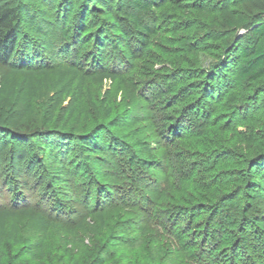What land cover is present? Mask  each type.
I'll return each instance as SVG.
<instances>
[{"label":"trees","instance_id":"trees-1","mask_svg":"<svg viewBox=\"0 0 264 264\" xmlns=\"http://www.w3.org/2000/svg\"><path fill=\"white\" fill-rule=\"evenodd\" d=\"M250 1L262 10L261 14L252 17L243 12L235 0H9L0 7V65L7 66L11 73L0 82V108L21 104L31 110L35 105L41 110L45 125L49 126L42 135L38 132L35 136L9 134L17 142L15 147L23 146L20 148L25 150L23 156L32 151V157L41 163L52 160L56 171L51 180L58 182L61 175L71 174L67 156L72 150L67 149L66 143H75L76 154L82 156L83 161L104 148V133H110L112 139L127 145L125 139L119 140L111 132L117 120L96 125L87 133L67 126L87 80L102 83L121 77V66L111 64L122 60L117 58L120 53L124 60L132 61L131 67L134 60L139 59L129 41L134 35L142 52V63L133 68L143 78L142 89L152 94L149 101L158 113V130L165 147L175 148L170 150L171 156L155 157L149 142L138 141L130 149L129 163L137 161L139 168L146 172L162 166L164 161H169L168 167L175 162L178 171L189 178L191 173L187 176L186 172L193 153L211 157L214 172L226 178L230 176L227 189L224 191L219 178L204 181L199 195L189 200L174 198L161 218L175 223L184 221L191 233L190 241L206 238L209 232H214L213 237L218 241V229L211 228L222 213L231 215L240 238H236L235 246L225 245L222 256L228 264H264V242L255 236L263 237L261 228L264 227L261 221L247 216L257 212H251L255 202L253 194L264 191V105L258 103L264 94V82H257L264 78V0ZM214 13L219 14L227 28H242L247 34L242 35L231 50L225 51L211 69L200 68L197 65L201 62L202 41L191 37L186 42L183 33L211 20ZM121 20L127 24H121ZM96 28L99 33L95 32ZM162 30L164 37H172L173 44L151 42ZM49 31L54 34L53 38L48 37ZM29 33L51 39L44 53V44L34 46L26 53L27 58L15 65L14 57H22L26 42L30 41ZM77 41L82 42L80 46ZM178 42L183 46L176 45ZM87 45L89 50L84 52ZM109 51L115 58L107 59ZM31 52L35 53L34 57ZM52 54L54 56L46 62L43 57ZM158 63L162 64L159 68L155 66ZM176 85L179 86L174 91ZM248 113L251 126L241 131L239 123ZM202 115L204 119L200 118ZM192 128L195 135L204 138L195 144L200 146L195 150L191 149L195 141L188 147L183 145ZM53 137H57L58 142ZM255 138L261 141L256 142ZM235 140L245 148L234 168L221 172L218 165L232 158L230 144ZM17 197L21 199L20 194L10 199L14 203ZM27 200V197L21 199ZM180 200L184 202L178 203ZM55 205L56 209H61L59 201ZM205 214L209 217L206 221L195 220ZM13 215L7 209L0 210V230L5 229L7 219H12ZM250 221L255 223V228ZM87 225L86 219L81 222L84 231L89 230ZM3 244L0 239V264H6L7 258ZM242 254L249 256L247 261ZM89 264H105L104 254L98 253Z\"/></svg>","mask_w":264,"mask_h":264},{"label":"rangeland","instance_id":"rangeland-1","mask_svg":"<svg viewBox=\"0 0 264 264\" xmlns=\"http://www.w3.org/2000/svg\"><path fill=\"white\" fill-rule=\"evenodd\" d=\"M8 1L0 0V7ZM235 1L240 3L239 8L243 12L250 13L252 17L262 13L250 0ZM120 23L127 24L124 20ZM98 31L96 28L95 32ZM164 32L160 36H154L151 42L168 46L173 44L172 37H164ZM49 33L48 37L53 38L54 31ZM245 34V29L227 28L216 13L211 20L199 23L183 33L186 42L191 37L201 39L200 46L203 50L201 62L197 66L210 69ZM48 37L44 39L27 34L30 41L26 42L23 50L24 57L23 53L22 57H14L15 65L26 59V53L34 46L44 44V53L51 39ZM208 38H211L210 41H207ZM129 41L139 58L134 60V67L142 63V52L134 35ZM77 43L80 46L82 42ZM176 45L183 46L181 42ZM88 50L87 45L84 52ZM156 50L154 47V51ZM109 53L107 59L115 58V54L111 51ZM32 54L34 57L35 53ZM122 54L117 56L122 60L116 62L113 59L111 64L121 66L119 71H122L123 77L106 79L102 83L87 80L83 96L78 100L76 112L69 119L67 128L73 127L79 133H87L96 125H107L117 120V125L111 127V132L119 140L125 139L128 144L119 143L111 138L110 133H104V148L83 161L82 156L76 154L75 143H66L67 149L72 150L67 156L71 174L61 175L58 182L51 180L56 171V164L52 160L41 163L32 157V151L23 156L25 150L20 149L23 146L17 149L15 138L9 135L27 133L30 136L37 132L39 135L44 134L49 126L45 125L41 110L35 105L27 110L21 104L0 108V210L7 209L14 214L12 219H7L5 229L0 230V239H3L7 253L6 264H89L98 253L104 254L105 264H228L226 257L221 254L223 247L235 246L236 238H240L231 215L222 213L215 220L211 229H218V241L213 237L214 232H209L206 238L203 236L190 241L191 233L184 221L175 223L174 220L168 221L161 217L174 198L191 199L193 195H199L204 181L212 182L211 179L216 181L219 178L225 191L230 176L226 178L222 173L219 175L214 172L211 157L201 153L192 154L186 172L187 176L191 173L189 178L178 171L179 166L176 165V168L175 162L168 167L169 161H164L162 166L149 168L146 172L139 168L137 161L129 163L128 154L135 147V142H149L155 150V157L163 154L171 156L170 150L174 151L175 147H165L158 130V113L149 101L152 94L149 90L142 89L140 82L143 78L130 66L132 61L124 60ZM52 56L54 54L43 58L47 62ZM155 66L159 68L162 64ZM10 74L7 66L0 65V82ZM257 82L262 84L264 78ZM178 86L174 87V91ZM263 101L264 94L259 99V106L264 105ZM250 113L240 121L241 131L251 126L247 120L252 114ZM200 118L204 119L205 116ZM193 119L194 116L190 117L189 123ZM188 134L190 137L183 144L184 147L195 141L191 145L193 147L204 140L194 134L193 128ZM52 139L58 140L57 137ZM259 141L261 140L256 142ZM197 146L191 149L195 150ZM230 147L232 158L218 165L221 172L232 170L245 148L237 140L232 141ZM165 159L168 160V157ZM75 163L78 165L73 166ZM14 194H20L21 199L27 197V202L17 197L18 200L13 203L10 197ZM253 196L255 202L251 212H257L247 216L251 220L261 221V227H264V191H256ZM56 201H59L61 209H56ZM207 217L205 214L195 220L203 222ZM85 219L89 223L87 231L81 227V222ZM250 223L255 228V223ZM255 236L264 242V236ZM242 257L244 261L249 258L247 254H242Z\"/></svg>","mask_w":264,"mask_h":264}]
</instances>
